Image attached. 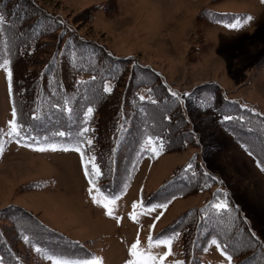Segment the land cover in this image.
Returning <instances> with one entry per match:
<instances>
[{
  "label": "rangeland",
  "instance_id": "1",
  "mask_svg": "<svg viewBox=\"0 0 264 264\" xmlns=\"http://www.w3.org/2000/svg\"><path fill=\"white\" fill-rule=\"evenodd\" d=\"M30 1L115 56L134 57L157 71L183 103L191 89L211 81L240 106L264 115V0ZM248 16L252 19L240 29L228 27ZM106 86L111 89L113 82L108 81ZM140 94L144 97L145 91ZM12 112L7 72L0 67V129L4 139L11 138L0 153V209L18 206L31 212L88 249L91 258H101L102 264H126L131 259L130 246L137 238L141 248L147 249L150 235L159 237L160 231L178 216L205 205L210 193L175 197L148 207L143 204V193L157 189L173 169L194 155L204 170L217 178L211 191L223 192L221 197L215 195L218 200L214 205L226 203L225 194L229 193L264 244V171L252 155L244 153L232 136L217 126L221 116L205 120V112L193 117L188 114L201 142L198 148L163 154L157 144V154L148 146V155L138 164L130 184L115 196V205H110L113 215L108 216L102 206L108 195L94 189L92 194L102 203L93 202L80 153L65 151L53 143L31 144L9 137ZM88 167L91 169V164ZM133 212L136 220L130 217ZM170 237H175L172 255L164 264H185L181 234ZM217 245L208 244L199 264L233 263ZM166 251L164 246L152 248L153 254ZM45 264L53 261L47 259Z\"/></svg>",
  "mask_w": 264,
  "mask_h": 264
},
{
  "label": "trees",
  "instance_id": "2",
  "mask_svg": "<svg viewBox=\"0 0 264 264\" xmlns=\"http://www.w3.org/2000/svg\"><path fill=\"white\" fill-rule=\"evenodd\" d=\"M1 10L6 22L0 25V64L4 59L10 63L12 105L17 123L23 125L15 139L53 143L62 149H74L78 140L83 141L84 158L94 155L101 171L95 182L108 196H117L130 184L138 164L148 155L147 137L159 138L163 154L201 145L188 114L205 112V120L221 116L217 126L244 153L251 152L257 163L264 162V115L231 100L215 82L195 86L183 103L157 71L134 57L115 56L30 0H0ZM108 81L113 82L111 91L104 90ZM88 108L93 109L90 117ZM225 116L233 119L225 120ZM85 127L89 131L79 136ZM10 139H4L0 129V145L6 146ZM216 184L217 178L194 155L173 169L157 189L143 193L147 207L175 197L211 195L205 205L187 210L158 236L181 234L185 264H199L213 240L232 257V264H264V244L232 196L225 194V209L214 207L215 195L223 194L211 191ZM49 256L80 261L93 255L23 208L0 209V264H45Z\"/></svg>",
  "mask_w": 264,
  "mask_h": 264
},
{
  "label": "snow or ice",
  "instance_id": "3",
  "mask_svg": "<svg viewBox=\"0 0 264 264\" xmlns=\"http://www.w3.org/2000/svg\"><path fill=\"white\" fill-rule=\"evenodd\" d=\"M251 19H252L251 16H248V17H245L242 19H236L235 22L230 23L228 25V27L233 29V30H238L241 27H243V25L246 24ZM5 22H6V17L3 14H0V25H3ZM8 64H9V61L7 59H4L3 63L0 64V67H3L5 69V71L7 72V78L9 81V88L11 90L12 72H11V69L8 67ZM93 79H95V77H93ZM104 90L105 91H111L110 87H105ZM173 95H176V94L173 93ZM141 99H144V97H141ZM92 111H93L92 108H88L87 116L90 117L92 114ZM12 115H13V119L11 121H9L10 131L7 133V135L9 137H12V136L20 137L21 132L23 130V125L18 124L17 120L15 119V117H16L15 108H13ZM224 119L225 120H231V119H233V117L225 116ZM88 131H89V129L87 127H85L79 133V136L83 137L84 133H86ZM57 135L64 136L65 133L59 132V133H57ZM86 143L88 145H91L92 140L87 139ZM157 144H159V148H161V149L163 148V143L161 141H159V138H153V137L149 136L145 140V150H147L148 146H151V151L153 153H157ZM51 147L53 150H55V145H52ZM82 148H83V141L78 140L76 147L73 150L79 152L81 155L82 163L84 166L85 176L89 178L90 187H89L88 191H89V194H90L93 202L96 204H101L102 203L101 200L92 194L94 189L96 192L100 191V189L98 187H96V185H95V179L94 178H98L101 175V171H100L99 167L94 163V161H95L94 156H91L87 160H84L85 152L82 150ZM36 150L41 151V152L45 151L44 148H38ZM64 150L67 151L68 149L66 148ZM3 151H4L3 146L0 145V153H2ZM249 155H252V153L249 152ZM89 164H91V166H92L91 169H89V167H88ZM258 166L261 168L262 171H264V162H258ZM189 167H191V165H189ZM104 199L107 202L103 203L102 206L105 209H107L106 214L108 216H112L113 215V209L110 207V205H115L118 197L105 196ZM136 207H137V205H136V203H134L133 209H135ZM161 207H166V205H162ZM214 207L217 209H225L227 207V205H226V203H218V204H215ZM150 211H151V209H150ZM130 217L133 220L137 219L135 212L130 214ZM157 219H158V217H157ZM150 227H154V225H151ZM176 235H178V233ZM174 238L175 237H170L167 234H162L161 236L156 237V238H153L150 235L147 249L141 248L140 240H139V238H137L136 241L134 243H132V245L130 246L129 254H130L131 259L126 261V264H164V261L167 259V257L172 255V241ZM25 239H27V237H25ZM212 243L214 245H216L217 241L213 240ZM160 246L166 247L167 251L164 252L162 255L153 254L152 248L153 247H160ZM217 247H219V245H217ZM37 251L39 252V251H41V249L37 248ZM227 258L229 261L232 259V257L230 255ZM48 259L52 260L53 264H102V260L99 257H93L91 259H87V260H83V261H68L65 259L56 258V257H52V256H49ZM175 264H183V262L182 261H175Z\"/></svg>",
  "mask_w": 264,
  "mask_h": 264
}]
</instances>
